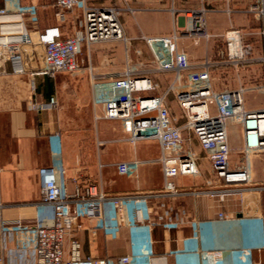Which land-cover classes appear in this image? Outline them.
I'll return each instance as SVG.
<instances>
[{
	"label": "crops",
	"instance_id": "obj_1",
	"mask_svg": "<svg viewBox=\"0 0 264 264\" xmlns=\"http://www.w3.org/2000/svg\"><path fill=\"white\" fill-rule=\"evenodd\" d=\"M254 1L87 0L93 7L123 8L121 20L129 41L84 45L78 71L45 74L37 62L39 32L58 27L63 38L76 35L83 30L82 10L62 11L55 5L56 0H0V43L22 45L19 61L0 60V204L5 206L4 217L26 222L52 217L50 208L39 205V170L45 167L55 170L62 193L68 198L73 197L77 183L96 184L98 191L111 196L161 190L159 142L134 146L125 139V121L106 119L104 107L94 104L93 75L98 79L116 78L127 70L129 63L147 64L151 69L152 53L142 37L169 35L175 29L183 35L180 48L187 51L195 65L209 58L216 64L224 61L225 34L231 26L253 33L259 50L262 23L247 13ZM202 8L207 10L208 31L213 40L205 43L201 39L195 44L189 31V14ZM228 8L233 11L231 16ZM32 12L36 21H32ZM26 36L35 44H24ZM251 67L250 72L256 75ZM218 70L227 79L233 78L232 68L218 65ZM143 75L159 84L155 91L145 93L147 96L161 95L174 78L172 73L145 72ZM166 104L173 116H182L173 95ZM241 135V129L235 133L229 131L230 145L240 146ZM191 144L200 152L201 174L177 177L175 181L181 189L198 188L203 179L212 175L210 163L194 137ZM135 160L140 161L136 173H120L118 164ZM241 160L240 156H232L231 167L238 166ZM249 168L252 184L263 185L264 155L252 157ZM169 203L176 211H184L187 221L173 230L161 226L152 228L155 248L152 264H176L173 253L184 251L186 240H190L192 250L214 251L222 264H264V188L228 195L224 201L201 195ZM221 212L225 214L223 219L219 218ZM65 223L69 232L65 242L66 259L89 256L116 259L131 252L127 227L108 232L100 218L86 216L77 203L69 205ZM35 246L36 235L32 230L16 232L5 240L0 234V264H34ZM190 259L186 264L196 262L195 258Z\"/></svg>",
	"mask_w": 264,
	"mask_h": 264
},
{
	"label": "built area",
	"instance_id": "obj_2",
	"mask_svg": "<svg viewBox=\"0 0 264 264\" xmlns=\"http://www.w3.org/2000/svg\"><path fill=\"white\" fill-rule=\"evenodd\" d=\"M55 5L62 11L82 10L83 30L69 38H63L58 27L39 32L37 62L45 74L78 71L84 45L91 47L103 42L129 41L121 20L124 11L121 7H93L87 0H56ZM206 11L205 8L190 11L189 31L195 38V44L202 38L209 40L213 37L208 31ZM172 12L174 14L176 10ZM227 13L231 16L233 11L228 8ZM247 13L262 23L259 36L263 53L259 57H255L254 34L231 26L225 34L224 61L216 64L207 59L195 65L187 51L180 48L181 35L175 29L169 35L142 37L152 53L151 69L145 64L129 63L119 77L98 79L93 75V102L104 107L106 119L125 121V139L134 146L149 141L159 142L158 162L163 172L161 190L111 196L98 191L96 184L77 183L73 197L68 198L62 193L55 170L40 168L39 205L50 208L52 217L39 218L34 222L7 220L3 213L5 206L0 204L3 240L16 232L32 230L36 235L34 264H152L155 254L152 228L161 226L173 230L187 221L186 213L176 211L170 200L204 195L224 201L228 195L264 188V184H252L249 168L252 157L264 155V106L251 109L246 97L250 91L264 92V84L248 86L245 83V78L252 76L249 66L255 63L264 66V0H255ZM31 18L36 21L34 12ZM23 43L34 42L26 36ZM21 53V44L0 43L2 61H19ZM218 65L232 68L238 81L237 88L216 89L211 70ZM145 72L172 73L174 78L161 95L147 96L145 93L155 91L159 84L144 76ZM171 95L178 102L181 117L173 116L166 104ZM51 103L54 104L55 99ZM231 121H236L242 132V143L237 147L229 142L228 123ZM191 137L197 140L210 163L212 175L203 179L198 188L181 189L176 184L177 177L201 174L198 166L200 152L193 148ZM234 155L242 157V160L238 166L231 167ZM139 163L138 160L124 162L118 164V168L121 174L136 173ZM71 203L81 205L86 216L100 218L102 227L108 232L127 227L131 252L116 259L91 256L66 259L65 242L69 232L65 221ZM224 217V213H219L220 219ZM189 243L190 240H186L184 251L173 253L176 264H186L190 258H195L193 264H222L214 251H195L190 249Z\"/></svg>",
	"mask_w": 264,
	"mask_h": 264
},
{
	"label": "rangeland",
	"instance_id": "obj_3",
	"mask_svg": "<svg viewBox=\"0 0 264 264\" xmlns=\"http://www.w3.org/2000/svg\"><path fill=\"white\" fill-rule=\"evenodd\" d=\"M182 38H183V35L181 34V40ZM202 39L204 40L205 43L211 42L213 40L212 37L209 40L204 39V38ZM118 42H123V41H118ZM262 53H263V50L260 48L259 50L256 51L255 57L261 56ZM206 60L207 59H204L202 61L205 62ZM208 61L211 63L215 62L214 59L211 60L210 58ZM145 65L148 66L147 64ZM251 68L255 69L254 72L256 73V75H254V73L253 74L251 73L253 76L249 74L250 76L245 78V83H247L248 86H251L254 84H264V66L261 63H255L252 65ZM211 71H212V78H213L214 86L216 87V89L225 90V89L237 88L238 81H237V78L234 76V74H233V78L227 79L226 77L227 75L225 76L223 73H221V71L218 70V66L213 67ZM259 92L250 91L249 93H247L246 97H247L248 106L250 107L264 106V95ZM232 122H233L232 125L229 126L228 129L229 131L235 133L236 131L240 130V128L236 121H232Z\"/></svg>",
	"mask_w": 264,
	"mask_h": 264
},
{
	"label": "bare ground",
	"instance_id": "obj_4",
	"mask_svg": "<svg viewBox=\"0 0 264 264\" xmlns=\"http://www.w3.org/2000/svg\"><path fill=\"white\" fill-rule=\"evenodd\" d=\"M191 259H192V258H191ZM191 259H190V260H191ZM193 259H194V258H193ZM193 259H192V260H193Z\"/></svg>",
	"mask_w": 264,
	"mask_h": 264
}]
</instances>
